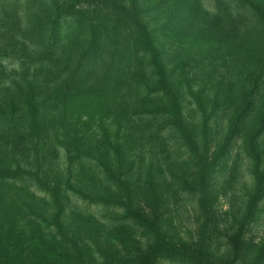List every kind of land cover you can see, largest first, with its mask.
I'll use <instances>...</instances> for the list:
<instances>
[{
	"label": "trees",
	"instance_id": "trees-1",
	"mask_svg": "<svg viewBox=\"0 0 264 264\" xmlns=\"http://www.w3.org/2000/svg\"><path fill=\"white\" fill-rule=\"evenodd\" d=\"M155 4L159 9L160 1ZM24 17L30 26L25 27ZM148 20L144 0H0V38H10L5 55L34 49V58L22 75L8 72L0 60V76L3 72L8 78L0 77V84H5L4 91L17 88L21 94L24 82L34 84L37 173L45 170L41 159L47 154L48 140L53 145L51 153L65 152V182L58 168L55 180L40 179L36 184L62 205L57 190L65 185L66 201L73 193L89 205L114 210L117 224L129 226L127 233L114 237L113 243L122 249L104 252L106 264H233L232 257L217 254V236L224 234L212 206L218 193L214 187L229 167L231 148L242 137L240 126L249 93L238 96L242 111L228 121L218 151L213 150L211 130L219 120L207 118L205 103L192 89H183L164 61ZM76 48L80 50L75 63L77 78L62 79L61 72L71 65ZM59 80L65 91L44 95ZM117 89L122 93L118 103ZM47 102L52 104L50 113ZM54 113L61 123L52 129L49 122L54 118L48 115ZM0 172L1 179H10L15 173ZM48 172H44L46 177ZM255 189L250 204L257 210L262 194L260 188ZM184 194L196 203L202 216L197 237L190 229L184 231L181 220L176 221ZM95 217L88 215L84 221L92 223L99 234L103 224ZM51 224L61 227L59 222ZM138 232L142 234L139 238L135 236ZM228 239L236 242L228 248L240 260L248 239L238 233ZM82 243L81 248L73 246L80 250L85 264H95V250L100 246ZM0 264H8L1 253Z\"/></svg>",
	"mask_w": 264,
	"mask_h": 264
},
{
	"label": "rangeland",
	"instance_id": "rangeland-1",
	"mask_svg": "<svg viewBox=\"0 0 264 264\" xmlns=\"http://www.w3.org/2000/svg\"><path fill=\"white\" fill-rule=\"evenodd\" d=\"M144 1L164 61L181 81L183 89H192L199 101L205 103L208 108L206 117L219 120L211 130L213 150L218 151L228 121L242 111L243 104H240L238 96L243 92L249 93L240 126L243 128L242 137L231 148L229 167L214 187L218 193L212 213L220 232L224 234L218 235L216 240L220 257H232L233 264H264V0H159L157 10L155 3L158 0ZM22 13L23 16L26 14L25 9ZM26 19L24 17V23L28 27L30 24L26 23ZM9 40L6 36L0 38V60H3L8 72L16 71L22 75L30 66L27 63L34 58V49L5 55L4 49ZM79 54L77 48L72 51V63L61 72L62 79L77 78L75 63ZM0 77L8 80L3 77V72ZM3 84H0V169L15 171L16 174L12 173L10 179L0 178L2 257L8 264H85L80 250L73 246L78 244L83 247L84 240L90 246H100V249L95 248L94 258L98 260L95 264H106L103 261L104 252L110 254L115 249H122L118 243H113L114 237L127 233L129 226L117 224L115 219L118 215L114 210L89 205L73 193L70 201H66L65 185L56 189L62 205L36 184L40 179L42 182L55 180L58 168L62 170L65 182L66 155L63 149H58V156L55 152L51 153L53 145L48 140L45 145L47 154L41 159L45 170L37 173L34 168L36 154L32 113L34 84L24 82L22 85L24 94L33 95L31 100L17 88L4 91ZM63 88L65 85L60 80L56 81L44 95L64 92ZM121 94L117 89L116 103L121 100ZM47 103L45 107L50 113L52 104ZM198 114L203 116L201 112ZM55 116L56 113L48 115V118H54L49 122L52 129L53 125L61 123L60 117ZM257 133L261 134L258 136ZM50 139L54 140L53 137ZM48 169L49 176L46 177L44 172ZM14 176L16 178H12ZM50 183L54 188V184ZM255 187L260 188L262 194L257 202L258 212L250 204ZM247 204H250L249 208ZM178 208L179 218L176 215V221L181 220L184 231L190 229L197 237L196 229L202 216L196 203L184 194ZM88 215L102 221L101 233H95L97 228L84 221ZM58 222L61 227H58ZM88 231L92 233L87 234ZM235 233L242 234V239H248L244 240L245 249L240 260L234 258L233 250L228 248V245L236 244L228 239ZM135 236L139 238L142 234L138 232ZM252 244L258 245L253 247ZM108 262H113V259Z\"/></svg>",
	"mask_w": 264,
	"mask_h": 264
}]
</instances>
